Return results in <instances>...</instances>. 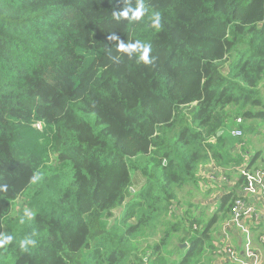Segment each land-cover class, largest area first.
Returning <instances> with one entry per match:
<instances>
[{"label": "trees", "instance_id": "trees-1", "mask_svg": "<svg viewBox=\"0 0 264 264\" xmlns=\"http://www.w3.org/2000/svg\"><path fill=\"white\" fill-rule=\"evenodd\" d=\"M263 91L264 0H0V264L223 257Z\"/></svg>", "mask_w": 264, "mask_h": 264}, {"label": "built area", "instance_id": "built-area-1", "mask_svg": "<svg viewBox=\"0 0 264 264\" xmlns=\"http://www.w3.org/2000/svg\"><path fill=\"white\" fill-rule=\"evenodd\" d=\"M240 122V119L236 120V124ZM229 135L237 138L242 135V130L233 127L229 130ZM237 170L244 180V185L236 191L237 195L232 200L228 220L222 228V234L226 238L224 243H226L219 246L218 252L223 255L220 263L260 264V252L252 246V230L260 223H264V149L261 166L254 169L241 166ZM207 174L211 179H215L218 174L221 179L225 180V177L220 175L219 168L214 164L208 166ZM228 231L231 232L228 233ZM235 231L243 235V257L232 242V233ZM256 239L259 245L264 247V231H260Z\"/></svg>", "mask_w": 264, "mask_h": 264}, {"label": "rangeland", "instance_id": "rangeland-1", "mask_svg": "<svg viewBox=\"0 0 264 264\" xmlns=\"http://www.w3.org/2000/svg\"><path fill=\"white\" fill-rule=\"evenodd\" d=\"M261 89H262V87H261ZM261 125H264V122L259 123L260 127H262ZM252 135H255V131L252 132ZM229 137L232 138L230 135H229ZM253 138H254V141L256 142V144L257 143H259V144L263 143L264 142V131L257 133V136L253 137ZM134 175H135V173H134ZM185 190L190 191V193H191L190 196H187L186 198H188L192 201H194L195 199L199 200L200 198H202L204 200L209 199L213 195V193L216 192V188L213 187L212 185H210L209 190H206V191L202 190L200 188V186H199V188H195V186H188ZM24 201H25V198L23 196H19L15 201V205L13 207L14 211L16 209H18L20 207V204L24 203ZM200 204L201 205L198 204V206L190 209L192 214L198 215L203 210L205 215H207V217L211 216L214 209H215V208H213L212 204L209 201H207L206 204H204L203 202H200ZM185 207H187V204H185ZM116 213H117V210L115 211V214ZM12 214H13V210L11 211L10 215H12ZM113 214H114V212H113ZM111 222H112V217L106 218L104 220V225L108 226L111 224ZM220 225H221V221L219 220L214 224L213 229L216 227H219ZM213 229H212V231H213ZM220 231H221V228H220V230H218V232H220ZM214 236H215V238H217V235H214ZM174 241H175V239H174ZM88 250L91 251V248H89ZM87 253H88V251L85 250L83 253V258ZM207 255L209 256V254H207ZM205 262H206V260H203L201 264H209V263H205Z\"/></svg>", "mask_w": 264, "mask_h": 264}, {"label": "crops", "instance_id": "crops-1", "mask_svg": "<svg viewBox=\"0 0 264 264\" xmlns=\"http://www.w3.org/2000/svg\"><path fill=\"white\" fill-rule=\"evenodd\" d=\"M262 127L259 126L258 128V132L255 131V135H250L249 136V139L251 140V143L248 145L247 149H248V152H252L256 149H263L264 147V142L259 144L254 141V138L253 137H256L257 136V133L259 132H263L264 131V125H261ZM237 149H239L237 146H236ZM236 149V150H237ZM261 166V162L259 160L255 161L254 162V165L253 166ZM260 231H264V223H260V225L257 227V228H253L252 230V246L254 247V249H258L259 252H260V264H264V247H261L256 239L257 235L259 234ZM232 242L235 244V242L237 243L238 245V249L240 250V254L241 256L243 257L244 256V251H243V237L237 233L233 235V238H232ZM236 245V244H235ZM209 258V259H208ZM204 260H206L205 263H211V262H214V264L216 263H219L220 260H221V257L217 258L216 255L214 256L213 254H209V256L205 257Z\"/></svg>", "mask_w": 264, "mask_h": 264}, {"label": "clouds", "instance_id": "clouds-1", "mask_svg": "<svg viewBox=\"0 0 264 264\" xmlns=\"http://www.w3.org/2000/svg\"><path fill=\"white\" fill-rule=\"evenodd\" d=\"M127 13L126 12H123V13H120L119 15H126ZM142 12L141 10H137V13L136 15L139 16L141 15ZM114 17L115 18H118V14L117 13H113ZM154 25L155 27H159L160 26V18H159V14H157V18L154 20ZM114 38V37H113ZM151 51V47L148 46L144 49V51L142 52V55L140 57L141 61H143L144 63H150L151 61L149 60V57H148V53Z\"/></svg>", "mask_w": 264, "mask_h": 264}, {"label": "water", "instance_id": "water-1", "mask_svg": "<svg viewBox=\"0 0 264 264\" xmlns=\"http://www.w3.org/2000/svg\"><path fill=\"white\" fill-rule=\"evenodd\" d=\"M221 133V131H219V133L218 134H220ZM131 191H132V189H131ZM181 246H186V243H183V244H181Z\"/></svg>", "mask_w": 264, "mask_h": 264}]
</instances>
